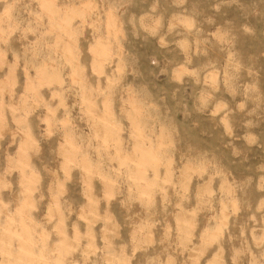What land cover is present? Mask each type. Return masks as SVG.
I'll list each match as a JSON object with an SVG mask.
<instances>
[{"label":"rangeland","instance_id":"rangeland-1","mask_svg":"<svg viewBox=\"0 0 264 264\" xmlns=\"http://www.w3.org/2000/svg\"><path fill=\"white\" fill-rule=\"evenodd\" d=\"M0 264H264V0H0Z\"/></svg>","mask_w":264,"mask_h":264},{"label":"bare ground","instance_id":"bare-ground-1","mask_svg":"<svg viewBox=\"0 0 264 264\" xmlns=\"http://www.w3.org/2000/svg\"><path fill=\"white\" fill-rule=\"evenodd\" d=\"M27 144V143H26ZM146 151V150H145ZM155 158V157H154Z\"/></svg>","mask_w":264,"mask_h":264}]
</instances>
